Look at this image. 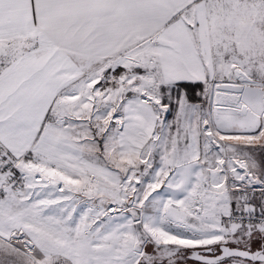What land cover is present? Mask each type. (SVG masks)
<instances>
[{
	"label": "snow or ice",
	"instance_id": "obj_1",
	"mask_svg": "<svg viewBox=\"0 0 264 264\" xmlns=\"http://www.w3.org/2000/svg\"><path fill=\"white\" fill-rule=\"evenodd\" d=\"M0 264H264V0H0Z\"/></svg>",
	"mask_w": 264,
	"mask_h": 264
}]
</instances>
